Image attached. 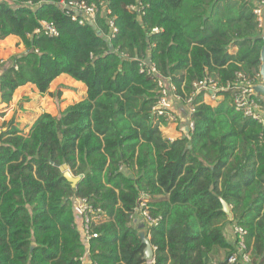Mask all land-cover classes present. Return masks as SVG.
<instances>
[{
    "label": "trees",
    "instance_id": "trees-1",
    "mask_svg": "<svg viewBox=\"0 0 264 264\" xmlns=\"http://www.w3.org/2000/svg\"><path fill=\"white\" fill-rule=\"evenodd\" d=\"M70 2L95 4V20L64 7ZM137 3L142 17L129 8ZM255 6L0 0V39L17 35L26 48L0 73L3 103L27 84L45 94L63 74L87 86L86 96L59 116L39 114L29 132L13 121L0 132V264H83L88 250L92 263L145 264L146 244L131 218L144 200L160 217L148 228L155 264H209L218 250L228 257L235 247L224 232L230 223L248 231L253 263L264 264V124L236 111L230 92L215 105L199 92L194 128L171 140L161 129L169 118L153 111L158 84L140 67L152 60L184 102L194 82L226 85L238 72L256 76L263 39ZM43 21L58 35H47ZM63 164L81 176L76 186ZM78 197L108 217L93 225L99 235L89 242L76 220Z\"/></svg>",
    "mask_w": 264,
    "mask_h": 264
},
{
    "label": "built area",
    "instance_id": "built-area-1",
    "mask_svg": "<svg viewBox=\"0 0 264 264\" xmlns=\"http://www.w3.org/2000/svg\"><path fill=\"white\" fill-rule=\"evenodd\" d=\"M13 1V0H9ZM64 7L67 9L74 10L77 14L80 15L82 11L85 20L88 21L95 20L97 13V6L86 5L85 3L79 2H70L69 4L64 3ZM255 14L257 20L259 21L260 26L262 27L264 21V0H255ZM69 7V8H68ZM130 10L138 11L139 17H142L144 14V7L141 3L131 5ZM73 19H77V16H73ZM84 19H81L80 22L84 23ZM111 26L113 32H116L117 29L114 27L113 22L111 21ZM42 30L50 36L58 35V30L54 23L43 21ZM38 30V32H40ZM158 31V29H156ZM141 72L146 73L148 76L153 78V80L158 84L159 87V99L157 104L154 106L153 111L157 115H165L170 119L176 121V118L173 115L169 116V111L171 108V97H175L179 100H182L176 90V85L171 81V79L162 76L156 64L152 60H144L140 64ZM262 82V77L260 72L256 76L251 77L243 72H238L237 77L234 82H228L226 85H219L218 82L214 81L211 78H208L204 81L194 82V92L193 96L188 98L187 101H183L185 104H188L189 110V122L188 130L194 128V122L191 120L195 108L193 106L194 95L199 92H203V102L208 104L218 103L222 98L224 92H230L232 98V104L236 111L242 113L244 116L249 117L253 120H256L264 124V109H263V95L259 93L256 95L254 86ZM76 214L80 217L81 220V231L86 242H89L92 238L98 237V233L94 231L93 225L100 224L103 221L107 220V214L100 209H95L86 198H76L75 201ZM146 200H144L132 213V220H138L136 217L137 214L141 217V221L148 224V228L151 225H157L159 223V218H154L150 215L149 211L144 208ZM140 219V218H139ZM234 250L226 257V264H254L252 258V252L247 245V235L248 231L243 227L237 224H234ZM154 252L155 247L152 246ZM90 251L88 250L84 256L80 258L83 264H97L92 263L89 259ZM145 264H155V255L151 260H145Z\"/></svg>",
    "mask_w": 264,
    "mask_h": 264
},
{
    "label": "rangeland",
    "instance_id": "rangeland-1",
    "mask_svg": "<svg viewBox=\"0 0 264 264\" xmlns=\"http://www.w3.org/2000/svg\"><path fill=\"white\" fill-rule=\"evenodd\" d=\"M17 41L18 39L13 38L0 39V73L4 65L11 62L13 56L25 52L24 44L20 45ZM23 46L25 49L22 48ZM20 50H23V52H20ZM86 94L87 86L69 75H61V77L57 78L45 94H42L32 84L21 87L16 90L10 103H3L2 97L0 98V132L7 129L8 123L13 121L19 125L24 133H27L39 114L48 112L54 116H59L68 106L82 100ZM170 101L169 116L173 115L176 121L170 119L169 124L162 125L161 129L165 137L174 140L183 136L184 131H188L187 126L190 115L188 104L175 97H171ZM215 104L217 103L212 105ZM136 217L142 220L139 214ZM143 223L145 228H147L148 224ZM134 224L137 225L138 223Z\"/></svg>",
    "mask_w": 264,
    "mask_h": 264
},
{
    "label": "water",
    "instance_id": "water-1",
    "mask_svg": "<svg viewBox=\"0 0 264 264\" xmlns=\"http://www.w3.org/2000/svg\"><path fill=\"white\" fill-rule=\"evenodd\" d=\"M262 39H263V45H262L261 52H260L261 64H260V68H259V72H260L261 77H262V82L258 83L254 86V90H255L256 95H258L259 93L264 95V21L262 24ZM0 98H1V92H0ZM60 169L62 170L64 177L68 181H70L73 186H76V184L80 180L81 176L74 175L71 172V170L67 164L61 165ZM222 204H223V208H222L223 211L228 215V217L230 219H233V213L231 211V207L228 204V202L226 200L222 199ZM138 229H139V234H140L143 242L146 244V247L144 250V259L145 260H151L154 257V250L152 248V244L150 242V239L147 236L148 231L145 228V224L143 222L138 223Z\"/></svg>",
    "mask_w": 264,
    "mask_h": 264
},
{
    "label": "crops",
    "instance_id": "crops-1",
    "mask_svg": "<svg viewBox=\"0 0 264 264\" xmlns=\"http://www.w3.org/2000/svg\"><path fill=\"white\" fill-rule=\"evenodd\" d=\"M11 36V37H10ZM10 36H8L7 38L8 39H10V38H13V39H18V44H20V45H23V41H22V39L19 37V36H17V35H10ZM3 40V39H2ZM19 45V46H20ZM25 46V45H24ZM24 46L22 47L23 49H25L24 48ZM20 52H23V50H20ZM63 75H68V74H63ZM59 77H61V76H59ZM58 77V78H59ZM83 83V82H82ZM28 85V84H27ZM33 85V84H32ZM52 85V84H51ZM24 86H26V85H24ZM24 86H20L18 89H20L21 87H24ZM35 86V85H34ZM36 87V86H35ZM17 89V90H18ZM16 92V91H15ZM185 132V131H184ZM171 140H173L172 138H170ZM76 220H77V222H78V224H79V226H81V220H80V217L78 216V214H76ZM141 220L138 218V220H134V222L135 223H139ZM137 226H138V224H137ZM233 227H234V223H230V224H227L226 226H225V228H224V232H225V235H226V238L228 239V241L230 242V243H234V232H233ZM138 228V227H137ZM147 229V231H148V227L146 228ZM139 230V229H138ZM147 236H148V238H150V234H149V232H148V234H147ZM226 257H227V255H226V252L225 251H223V250H218L217 252H215L213 255H212V257H211V261H210V263L209 264H219L220 262H222V261H224L225 259H226Z\"/></svg>",
    "mask_w": 264,
    "mask_h": 264
}]
</instances>
